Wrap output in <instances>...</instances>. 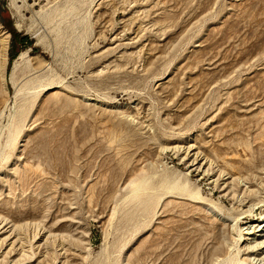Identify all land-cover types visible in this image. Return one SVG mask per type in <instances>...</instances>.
<instances>
[{
    "label": "rangeland",
    "instance_id": "374dc122",
    "mask_svg": "<svg viewBox=\"0 0 264 264\" xmlns=\"http://www.w3.org/2000/svg\"><path fill=\"white\" fill-rule=\"evenodd\" d=\"M2 33L0 264H253L264 0H0Z\"/></svg>",
    "mask_w": 264,
    "mask_h": 264
},
{
    "label": "bare ground",
    "instance_id": "6f19581e",
    "mask_svg": "<svg viewBox=\"0 0 264 264\" xmlns=\"http://www.w3.org/2000/svg\"><path fill=\"white\" fill-rule=\"evenodd\" d=\"M1 28H2V26H1ZM2 29H4V28H2ZM2 34H4V33H2ZM6 39H7V35H5V34L0 35V51L2 52V53L1 52L0 53L3 54V57H4V60L1 61L4 63L3 64L1 62L0 63L3 65V71L5 69L6 59H7V55H6L7 40ZM21 56H22V53L20 54L19 57H21ZM56 88H57L56 86L49 87L46 89V91H54ZM174 149L181 151L183 153V159L190 161L191 166L193 165V166H196L198 169L199 168L204 169L208 165H210L209 164L210 159L208 160L207 157L201 153V151L199 150V147L195 144L189 143V144H185L183 146L182 145L181 146H175ZM199 170H201V169H199ZM195 172H196V170H195ZM203 172L205 173V171H203ZM232 181H234L233 175H230V176H228L222 180V189H220V190L222 192H224V194H226L225 188L227 186H229V184ZM220 188H221V186H220ZM251 210H253V209H251ZM246 212L247 211H244V213H246ZM248 214L249 213H247V216H249ZM13 228L16 229V227L14 225H13ZM239 231H241V233L239 232L240 233L239 235H240V238L242 240V243L240 246V251L242 253V260L244 262L246 261L247 263L252 262L253 264H264V220H262V221H256V220L247 221V222H245L244 227H242L241 230L239 229ZM13 243H14V241H11V244H13Z\"/></svg>",
    "mask_w": 264,
    "mask_h": 264
},
{
    "label": "trees",
    "instance_id": "16d2710c",
    "mask_svg": "<svg viewBox=\"0 0 264 264\" xmlns=\"http://www.w3.org/2000/svg\"><path fill=\"white\" fill-rule=\"evenodd\" d=\"M3 23V22H2ZM8 32L11 34L12 38H15L16 36L19 38V43L16 44L12 41L11 46L8 51V56H9V62H8V70L10 65L12 64L13 60L17 57L18 50L16 46H24V45H31V41L28 40L26 36H21L18 34L13 28L7 27Z\"/></svg>",
    "mask_w": 264,
    "mask_h": 264
}]
</instances>
